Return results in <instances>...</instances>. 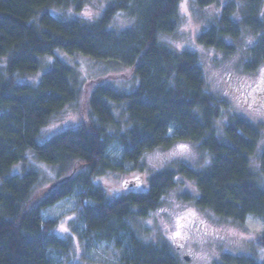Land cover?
<instances>
[{"label": "trees", "instance_id": "16d2710c", "mask_svg": "<svg viewBox=\"0 0 264 264\" xmlns=\"http://www.w3.org/2000/svg\"><path fill=\"white\" fill-rule=\"evenodd\" d=\"M181 1L115 0L89 21L53 12H79L88 0H0V264H70V240L55 235L56 220L44 219L42 213L72 197L82 225L75 233L83 246L112 245L118 252L115 264H180L166 242H146L132 225L156 211L177 187L178 177L194 182L198 197L185 200L197 208L240 225L248 217L264 222V148L259 171L252 165L261 128L234 116L224 126V136L217 134V122L230 104L208 92L198 55L179 51L165 39L177 29ZM216 1L195 0L199 7ZM263 2L230 0L216 24L198 36V44L231 54L235 47L229 42L247 29L259 40L244 71H257L264 62ZM118 15L135 19L134 26L112 30ZM57 51L120 62L138 85L131 93L107 84L83 93L72 83L74 69ZM38 72L36 84L20 80ZM82 98L87 111H81V125L40 142L48 121ZM114 106L125 107L123 130ZM179 142L197 144L210 157L209 164L196 170L180 163L175 171L150 176L144 190L112 198L94 183L98 175L119 171L123 161L137 164L146 154ZM113 145L122 148L120 164L109 160ZM29 152L38 163L58 166L59 179L36 189L39 169L12 174ZM258 244L264 249V232ZM218 264L261 263L226 254Z\"/></svg>", "mask_w": 264, "mask_h": 264}, {"label": "rangeland", "instance_id": "374dc122", "mask_svg": "<svg viewBox=\"0 0 264 264\" xmlns=\"http://www.w3.org/2000/svg\"><path fill=\"white\" fill-rule=\"evenodd\" d=\"M114 2L115 0H88L79 12L71 9L53 12L57 16L74 14L84 20L94 21ZM229 2L230 0H217L209 6L199 7L195 0H182L178 6L177 29L166 35L165 39L179 51L195 52L205 73L208 92L230 104L229 109L223 112L217 122L219 136H224V126L234 116L260 126L262 137L252 158L254 170L258 172V158L264 148V62L252 73L245 72L244 65L251 60L250 51L257 44L259 35L242 29L239 37L229 42L235 47V52L231 54L204 47L197 41L201 33L216 24L223 8ZM262 18L264 19V2ZM134 24L135 19L132 17L118 15L113 18L110 28L120 33L132 28ZM56 56L74 69L72 83L83 93L86 90L91 93L97 85L102 84L131 93L138 85V79L132 77L129 69L120 62L97 60L81 54L65 55L61 51H57ZM44 61L49 63L52 58L45 57ZM39 75L40 72L26 75L20 80L36 84ZM99 77L106 79L96 80ZM83 103L82 98L55 114L41 130L39 141L45 142L66 129L78 128L81 125V111H87ZM124 111V106L113 107L114 117L120 122L121 130L126 122ZM108 157L115 164H120L122 148L113 145L108 151ZM209 162L210 157L201 151L197 144L179 142L168 149H157L146 154L137 164L123 161L119 171H107L98 175L94 178V183L104 187L112 198L128 191L144 190L150 176L164 170L175 171L180 163L200 170ZM39 163L29 152L25 162L16 165L11 172L22 174L33 167L39 169L41 172L36 189L44 188L59 179L61 170L58 166ZM72 169L73 165L65 172V176L70 174ZM177 182V187L165 196L160 206L148 218L132 221L141 239L152 243L166 242L177 255L180 264H218L226 254L254 257L264 264V249L258 244L259 237L264 232L262 220L248 217L245 223L240 225L215 216L208 210L197 208L193 203L198 197L194 182L182 177H178ZM187 197L193 202L186 201ZM78 209L77 198L72 197L42 213L44 219L56 220L53 230L55 235L70 240V264H115L118 252L112 245L97 244L92 249H89L88 245H82L78 234L75 233L76 227L82 229ZM177 232L179 235L174 236Z\"/></svg>", "mask_w": 264, "mask_h": 264}, {"label": "snow or ice", "instance_id": "6c2138e0", "mask_svg": "<svg viewBox=\"0 0 264 264\" xmlns=\"http://www.w3.org/2000/svg\"><path fill=\"white\" fill-rule=\"evenodd\" d=\"M178 235H179V233H178V232L174 234V236H178Z\"/></svg>", "mask_w": 264, "mask_h": 264}, {"label": "flooded vegetation", "instance_id": "af4514ba", "mask_svg": "<svg viewBox=\"0 0 264 264\" xmlns=\"http://www.w3.org/2000/svg\"><path fill=\"white\" fill-rule=\"evenodd\" d=\"M232 41H234V39H233ZM233 47H234V46H233Z\"/></svg>", "mask_w": 264, "mask_h": 264}]
</instances>
